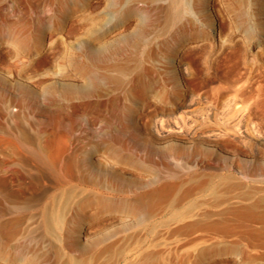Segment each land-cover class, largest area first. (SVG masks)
<instances>
[{"label": "rangeland", "instance_id": "374dc122", "mask_svg": "<svg viewBox=\"0 0 264 264\" xmlns=\"http://www.w3.org/2000/svg\"><path fill=\"white\" fill-rule=\"evenodd\" d=\"M263 215L264 0H0V264H264Z\"/></svg>", "mask_w": 264, "mask_h": 264}, {"label": "bare ground", "instance_id": "6f19581e", "mask_svg": "<svg viewBox=\"0 0 264 264\" xmlns=\"http://www.w3.org/2000/svg\"><path fill=\"white\" fill-rule=\"evenodd\" d=\"M180 3L183 4L184 2H186V0H170V6H173L175 3ZM252 208L251 205H248L245 207L244 211H249ZM261 221L262 224L261 226L257 229V228H253L252 230H256V231H264V215L261 217ZM143 254H146L144 252H142ZM141 253V254H142ZM127 257H123V259H126ZM68 264H88L84 259H71L69 260Z\"/></svg>", "mask_w": 264, "mask_h": 264}]
</instances>
